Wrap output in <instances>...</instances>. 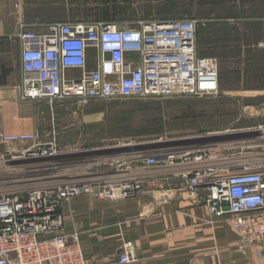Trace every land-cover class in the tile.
<instances>
[{"label": "built area", "instance_id": "obj_1", "mask_svg": "<svg viewBox=\"0 0 264 264\" xmlns=\"http://www.w3.org/2000/svg\"><path fill=\"white\" fill-rule=\"evenodd\" d=\"M201 25L198 19L184 18L122 27L113 21L76 16L50 23L46 32L38 33L21 23L22 97L51 105L68 102L84 109L93 100L117 97L216 94L220 89L218 60L199 53ZM90 49L95 50L92 65ZM259 138L264 137L258 134L257 140H264ZM28 141H32L30 146L20 145ZM124 144L128 143L120 146ZM0 145L6 147L0 154V264H95L79 232L65 230L63 206L83 190L102 200L142 193L146 176L127 174L135 164L150 172L161 166L186 167L181 175L188 189L205 187L211 214L227 221L247 244L264 254V152L230 159L214 156L209 144H199L187 154L158 147L151 152L119 147L118 154L99 161L104 170L89 179L70 174L8 181L2 175L4 169L28 162L24 171L46 172L51 163L59 162L63 151L55 136L43 142L36 133L0 132ZM255 147L264 151L262 143ZM26 180L33 181L15 183ZM136 260L132 241L123 243L119 263Z\"/></svg>", "mask_w": 264, "mask_h": 264}, {"label": "rangeland", "instance_id": "obj_2", "mask_svg": "<svg viewBox=\"0 0 264 264\" xmlns=\"http://www.w3.org/2000/svg\"><path fill=\"white\" fill-rule=\"evenodd\" d=\"M33 3L39 4V10L47 11L50 23L76 16L87 21H113L122 27L148 20L198 19L202 24L197 35L199 53L218 60L220 89L216 94L202 96L93 100L84 109L56 102L54 106H59L63 114L54 119L50 109L43 115L39 108L41 128H45L42 141L44 137L45 142L53 136L58 139L63 151L61 162L51 163L53 166L46 172L33 171L30 166V170L24 171L28 162H21L23 166L2 171L8 181L28 176L47 180L46 177L70 174L89 179L87 176L104 170L99 161L118 154L122 143H131L129 148L135 151L151 152L158 147L178 154L190 153L199 144H209L214 156L230 159L264 152L255 147L264 144V140H257L258 134L264 137L262 132L251 134L264 126V0H33ZM38 102L48 104L46 100ZM5 151V145H0V154ZM31 181L15 183L28 185ZM86 196L96 200L91 191L83 190L71 198L70 204Z\"/></svg>", "mask_w": 264, "mask_h": 264}, {"label": "crops", "instance_id": "obj_3", "mask_svg": "<svg viewBox=\"0 0 264 264\" xmlns=\"http://www.w3.org/2000/svg\"><path fill=\"white\" fill-rule=\"evenodd\" d=\"M38 5L33 0H0V132L36 133L42 141V113L50 109L54 119L63 111L55 104L22 97L20 25L42 33L50 24L49 14ZM94 56L95 50L90 49L89 65ZM185 169L161 166L150 172L133 165L127 174L146 176L142 193L123 200L86 196L69 202L62 209L65 230L79 232L95 264H120L127 241H132L137 256L127 264H264V254L255 245L247 244L233 226L211 214L205 187L188 189L181 175Z\"/></svg>", "mask_w": 264, "mask_h": 264}, {"label": "bare ground", "instance_id": "obj_4", "mask_svg": "<svg viewBox=\"0 0 264 264\" xmlns=\"http://www.w3.org/2000/svg\"><path fill=\"white\" fill-rule=\"evenodd\" d=\"M260 132V131H259ZM258 132V133H259ZM262 133L260 134H263L264 135V129L261 130ZM130 145H132L131 143H128V144H124L123 146H120V147H123L122 149H126L125 147H129ZM119 151V150H118Z\"/></svg>", "mask_w": 264, "mask_h": 264}, {"label": "trees", "instance_id": "obj_5", "mask_svg": "<svg viewBox=\"0 0 264 264\" xmlns=\"http://www.w3.org/2000/svg\"><path fill=\"white\" fill-rule=\"evenodd\" d=\"M108 16H109V14L106 13V17H107V18H108ZM199 29H200V28H199ZM198 32H199V30H198Z\"/></svg>", "mask_w": 264, "mask_h": 264}]
</instances>
